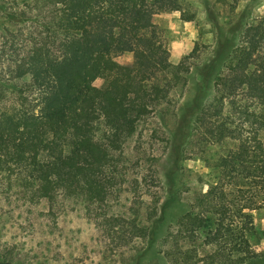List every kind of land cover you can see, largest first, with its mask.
I'll return each instance as SVG.
<instances>
[{"label": "trees", "instance_id": "1", "mask_svg": "<svg viewBox=\"0 0 264 264\" xmlns=\"http://www.w3.org/2000/svg\"><path fill=\"white\" fill-rule=\"evenodd\" d=\"M40 1L53 5L58 32L69 39L60 43L62 61L45 58L44 76L36 82L50 85L54 70L56 93L64 87L68 102L41 116L0 109V197L22 194L29 203L46 199L54 204L64 192L102 203L119 171L114 152L122 151L140 122L168 99L174 78L180 79L181 70L169 60L163 31L154 21L155 9L182 7L186 0ZM260 28H247L244 43L230 54L215 78L212 97L194 118L198 150L218 181L197 198L196 208L177 229V247L167 254L172 264L200 262V246H189L198 238L211 248L200 264H251L259 257L250 240L255 224L248 209L264 198V60L251 71L255 55L264 50ZM124 52L133 53L131 65L111 61ZM101 71L119 88L113 107L98 100L94 82ZM163 72L170 78L162 79ZM69 109L79 110L80 120L72 121ZM76 153L82 164L61 166L64 156ZM98 159L104 163L96 165ZM148 236L149 230L139 225L117 232L121 240ZM181 240L188 243L185 250Z\"/></svg>", "mask_w": 264, "mask_h": 264}, {"label": "rangeland", "instance_id": "2", "mask_svg": "<svg viewBox=\"0 0 264 264\" xmlns=\"http://www.w3.org/2000/svg\"><path fill=\"white\" fill-rule=\"evenodd\" d=\"M57 20L53 5L46 2L0 0V109L28 110L41 116L57 103L68 102L63 98L64 87L56 93L55 78L57 84L59 80L54 70L48 76L50 85L36 82L44 76L40 68L46 67L45 58L63 59L60 43L69 38L58 32ZM154 21L163 31L169 60L181 70L180 79L174 78L168 99L140 122L122 151L114 152L119 171L110 196L99 203L63 192L54 204L46 199L29 203L22 194L0 197V260L14 264H172L167 254L177 247L173 246L177 229L196 208L197 198L218 181L198 150L194 118L212 97L215 78L230 54L244 43L247 28L255 31L260 26L258 36L264 35V0H186L182 7H156ZM254 59L252 73L264 60V50ZM111 61L126 67L134 55L120 53ZM64 69L70 71V66ZM161 77L170 75L163 72ZM94 84L98 100L113 107L119 88L110 74L101 71ZM67 113L72 121L81 118L79 110ZM80 164L78 153L64 156L61 162L64 168ZM248 212L255 224L250 240L259 254L251 264H264V198L251 204ZM135 225L147 228L149 236L134 241L117 237L123 227L130 230ZM179 242L183 249L188 245L186 240ZM189 246H200L197 264L211 250L202 238Z\"/></svg>", "mask_w": 264, "mask_h": 264}, {"label": "water", "instance_id": "3", "mask_svg": "<svg viewBox=\"0 0 264 264\" xmlns=\"http://www.w3.org/2000/svg\"><path fill=\"white\" fill-rule=\"evenodd\" d=\"M0 264H14V263H9V262H5L3 260H0Z\"/></svg>", "mask_w": 264, "mask_h": 264}]
</instances>
